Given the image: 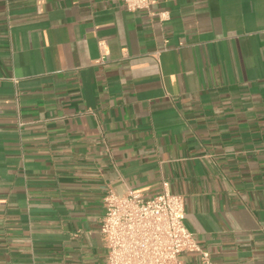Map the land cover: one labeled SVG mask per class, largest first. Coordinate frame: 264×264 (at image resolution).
Instances as JSON below:
<instances>
[{
	"label": "crops",
	"instance_id": "obj_1",
	"mask_svg": "<svg viewBox=\"0 0 264 264\" xmlns=\"http://www.w3.org/2000/svg\"><path fill=\"white\" fill-rule=\"evenodd\" d=\"M163 181L264 264V0H0V264H105V193Z\"/></svg>",
	"mask_w": 264,
	"mask_h": 264
},
{
	"label": "built area",
	"instance_id": "obj_2",
	"mask_svg": "<svg viewBox=\"0 0 264 264\" xmlns=\"http://www.w3.org/2000/svg\"><path fill=\"white\" fill-rule=\"evenodd\" d=\"M120 2L135 11L148 10L153 0ZM102 205L99 234L105 264H187L180 258L183 252L200 254V261L193 264H213L185 225L183 196L171 192L166 181L150 197L132 190L122 195L108 190Z\"/></svg>",
	"mask_w": 264,
	"mask_h": 264
}]
</instances>
